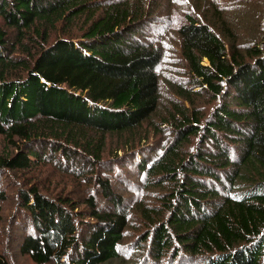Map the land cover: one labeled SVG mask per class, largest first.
I'll list each match as a JSON object with an SVG mask.
<instances>
[{"label":"trees","instance_id":"obj_1","mask_svg":"<svg viewBox=\"0 0 264 264\" xmlns=\"http://www.w3.org/2000/svg\"><path fill=\"white\" fill-rule=\"evenodd\" d=\"M250 7L0 0V264H264V12L226 16Z\"/></svg>","mask_w":264,"mask_h":264},{"label":"rangeland","instance_id":"obj_2","mask_svg":"<svg viewBox=\"0 0 264 264\" xmlns=\"http://www.w3.org/2000/svg\"><path fill=\"white\" fill-rule=\"evenodd\" d=\"M225 1L227 3L228 0H225ZM262 12H264V0H251V7L248 10L247 16L244 15V13H238V12L234 11L231 8L228 9V14L226 16L231 17L233 19L232 21H230L231 22V26H232L233 29H235L237 31H242L243 34L247 35V34L250 33V27H251V21H250L249 18H251L252 16H255V15H259ZM263 19H264V17H262V21H263ZM244 24H245V28H244V30H241V26H243ZM205 62L208 63L207 60H205ZM161 72H162V78H164L166 80L167 79H175V78L178 77L176 75L179 74V72H177V70L172 68L170 65H167L165 68H163ZM162 95H163V99L161 100L162 101V106L163 105L165 106V105L169 104L166 100H168L169 97L172 95V92L170 91L168 86L164 85ZM205 103H206L205 112L208 113L212 109V107H214L213 106L214 102H210L209 103V97L207 96V97H205ZM119 140L120 139L118 137H113L111 141H112V143H117ZM2 147H3V142H2V138L0 136V153L2 152ZM44 170H46V169L40 170V172H42L40 174V176L42 177V179L44 181L45 180L47 181L48 180V176H50V174L47 171H44ZM24 175L26 177L27 174L24 173V172H23L22 176L17 174V176L19 178H24ZM48 184L51 185L49 182H48ZM11 211H12V209L8 208L3 213V216L5 217V219H6V216L11 213ZM2 230H3V228L1 227L0 228V237H2L3 241H5L6 240V238L4 236L5 232L3 234ZM15 231H16V226H13V232L15 233ZM20 233H21V231H20ZM20 241H21V237L19 239V237L14 236L12 243H20ZM13 247L15 248L16 246H13ZM17 251L19 252L18 249H16L13 252L14 264H33L32 261L27 256H23L22 254H20V252L18 254ZM11 252H12V250H11Z\"/></svg>","mask_w":264,"mask_h":264}]
</instances>
